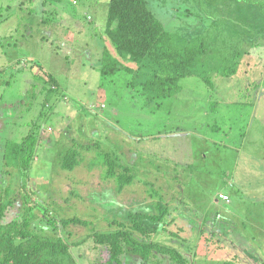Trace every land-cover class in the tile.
<instances>
[{
	"label": "rangeland",
	"instance_id": "obj_1",
	"mask_svg": "<svg viewBox=\"0 0 264 264\" xmlns=\"http://www.w3.org/2000/svg\"><path fill=\"white\" fill-rule=\"evenodd\" d=\"M245 1L238 7L235 0H202L200 7L195 0H149V8L171 35L196 39L212 13L264 21L259 8L248 5L252 0ZM43 3L0 0V203L6 189L16 199L6 221L23 215L26 196L38 217L48 210L50 218L91 222L68 227L71 241H81L92 230L113 229L110 223L127 211L149 212L163 199L175 223L156 242L196 264L233 254L244 264L264 263V41L236 76H213V87L188 77L175 97L150 102L130 87V74H101L105 48L116 53L104 36L110 0ZM48 73L58 92L46 90ZM34 125L39 145L23 177L5 166V154ZM73 147L84 162L63 170L60 155ZM106 154L130 168L132 182L121 186L118 176L106 178ZM39 224L37 230L51 234V226ZM77 254L84 256L81 264L109 260L91 240ZM159 260L149 264H170Z\"/></svg>",
	"mask_w": 264,
	"mask_h": 264
},
{
	"label": "trees",
	"instance_id": "obj_2",
	"mask_svg": "<svg viewBox=\"0 0 264 264\" xmlns=\"http://www.w3.org/2000/svg\"><path fill=\"white\" fill-rule=\"evenodd\" d=\"M43 1L47 7L63 3V0ZM195 1L200 7L203 5L202 0ZM235 2L238 7L247 3L245 0ZM249 4L257 6L264 18V0L248 1ZM211 15L205 16L210 25L196 39L190 35L176 37L165 30L150 10L149 0H110L104 36L116 53L112 54L109 48L103 51L100 67L103 78L124 71L132 76L130 87L152 102L175 97L181 91V81L188 77H199L207 86L213 87V76L227 79L236 76L242 60L251 50L263 45L264 21L253 24V14L246 22L238 20L237 14L227 17L222 13ZM43 77L48 93L58 92L56 78L50 73ZM43 106L44 109L48 107V100ZM35 129L36 125L22 143L7 146L5 166L15 167L23 177L36 157L39 139ZM59 162L63 170L73 171L84 162V158L80 150L73 147L60 155ZM121 165L118 156L106 154V178L118 176L121 186H125L133 181V176L129 167L122 168ZM5 194L7 200L0 203V264H81L79 259L84 256L77 254V249L89 240L96 248L108 251L109 260L105 264H149L153 259L161 263L159 257L170 264L197 263L180 249L156 242V236L170 232L168 226L175 223L174 218L169 219L172 216L170 206L163 199L153 205L152 211H127L123 219L110 223L111 230H92L87 240L71 241L68 227L81 225L89 228L92 223L76 217L50 218L47 217L48 210L38 217L36 206H30L31 201L26 196L22 199L23 215L6 221L16 199L8 197V189ZM37 222L51 226V234L47 235L44 228L37 230ZM211 264L244 263L233 254Z\"/></svg>",
	"mask_w": 264,
	"mask_h": 264
},
{
	"label": "built area",
	"instance_id": "obj_3",
	"mask_svg": "<svg viewBox=\"0 0 264 264\" xmlns=\"http://www.w3.org/2000/svg\"><path fill=\"white\" fill-rule=\"evenodd\" d=\"M220 199H222L223 201H228L229 197L226 195H220Z\"/></svg>",
	"mask_w": 264,
	"mask_h": 264
}]
</instances>
